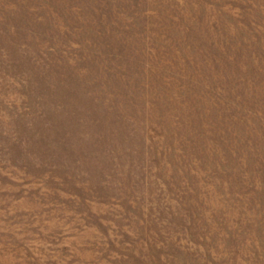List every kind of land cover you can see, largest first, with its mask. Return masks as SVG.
I'll return each instance as SVG.
<instances>
[{
	"label": "rangeland",
	"instance_id": "obj_1",
	"mask_svg": "<svg viewBox=\"0 0 264 264\" xmlns=\"http://www.w3.org/2000/svg\"><path fill=\"white\" fill-rule=\"evenodd\" d=\"M0 264H264V0H0Z\"/></svg>",
	"mask_w": 264,
	"mask_h": 264
}]
</instances>
